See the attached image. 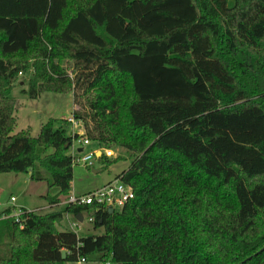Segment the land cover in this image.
<instances>
[{
	"label": "trees",
	"instance_id": "16d2710c",
	"mask_svg": "<svg viewBox=\"0 0 264 264\" xmlns=\"http://www.w3.org/2000/svg\"><path fill=\"white\" fill-rule=\"evenodd\" d=\"M26 72L29 98L72 93L82 133H13ZM79 138L126 150L133 199L0 218V264H264V0H0V174L55 208ZM79 213L102 233L63 227Z\"/></svg>",
	"mask_w": 264,
	"mask_h": 264
},
{
	"label": "rangeland",
	"instance_id": "374dc122",
	"mask_svg": "<svg viewBox=\"0 0 264 264\" xmlns=\"http://www.w3.org/2000/svg\"><path fill=\"white\" fill-rule=\"evenodd\" d=\"M230 3H232V1H230ZM29 76L30 72L19 74V81L11 92L16 104V122L13 133L30 129L31 135L36 136L41 126L50 118L59 121L63 119L67 120V118L71 117L72 110L77 108V106L73 103L72 93L48 91L40 94L37 98H29L25 93ZM80 127L79 125L73 126L71 124L67 133L71 131L79 132ZM83 148V153H85L91 148V145H86ZM110 150L113 156L107 157V161H109L107 164L94 159L92 167H85L78 163L73 165L71 193L79 195L98 188L110 182L117 174L128 168L131 160L126 150L120 147H113L110 148ZM50 151V149L44 151L41 147H37L36 149L39 155L49 153ZM69 153H72L71 149ZM48 179L50 178L48 177ZM46 191V181H33L30 179L29 173L7 172L0 174L1 208H10L13 211L23 208L27 211L36 210L39 213L61 209L63 207L62 203H59L55 208H50V206L47 205L46 200L43 198ZM52 193H54V190ZM10 197H13L14 201H10ZM84 218L85 219L80 223L79 235L102 233L100 229L93 231L86 220V216H84ZM67 221L72 222L73 217L71 215H66L61 222L62 224H66ZM63 264L105 263L94 261H65Z\"/></svg>",
	"mask_w": 264,
	"mask_h": 264
},
{
	"label": "built area",
	"instance_id": "2783aa9c",
	"mask_svg": "<svg viewBox=\"0 0 264 264\" xmlns=\"http://www.w3.org/2000/svg\"><path fill=\"white\" fill-rule=\"evenodd\" d=\"M73 126H77L79 123L76 122L72 117L67 118ZM90 141L88 139H81L74 141L71 150H72V156L75 163L82 164L85 167H90L93 165V160L96 159V153L101 152L104 156L111 157L113 156L112 151L110 149L106 148H99V147H93L90 148L88 151L83 153L84 146L90 145ZM134 192L132 188L126 184H124L119 179H114L98 188L92 189L90 191H87L83 194H73L70 193L69 196L62 202L63 205H85V204H94L99 207L103 208H113L114 210H118L120 207H122L125 203H127L129 200L133 199ZM10 201H14L13 197H10ZM5 208H1L0 205V218H6V217H13L15 219H18L21 215V209H18L16 211H12L10 214H5L4 211ZM82 216V221L85 219L84 215ZM87 222H90L92 220V217H86ZM81 221V222H82ZM80 221H78L75 217H73V221L69 222L67 228L71 231H74L76 233H79L80 231ZM79 262H84L83 258L78 259ZM105 264H111L109 261L105 262Z\"/></svg>",
	"mask_w": 264,
	"mask_h": 264
},
{
	"label": "water",
	"instance_id": "95a60500",
	"mask_svg": "<svg viewBox=\"0 0 264 264\" xmlns=\"http://www.w3.org/2000/svg\"><path fill=\"white\" fill-rule=\"evenodd\" d=\"M100 154H101V152L99 151V152L96 153V156L98 157ZM108 212H109V213H112V212H113V208L109 207V208H108ZM75 218H76L78 221H80V222L82 221V216H81L80 213H79ZM263 249H264V245H263V247H262L258 252H260V251L263 250ZM61 257H62V258L65 257V253H64V252H62ZM243 262H244V261H242V262H240V263H238V264H242Z\"/></svg>",
	"mask_w": 264,
	"mask_h": 264
},
{
	"label": "crops",
	"instance_id": "0c3cea01",
	"mask_svg": "<svg viewBox=\"0 0 264 264\" xmlns=\"http://www.w3.org/2000/svg\"><path fill=\"white\" fill-rule=\"evenodd\" d=\"M78 125L81 126L80 124H78ZM78 125H77V126H78ZM82 132H83V128H82V126H81L80 129H79V132H78V133H82ZM90 145H91V148L96 147V145H95L94 143H92V142L90 143ZM114 179H115V177H114ZM114 179H113V180H114ZM111 181H112V180H111ZM62 205H63V204H62ZM62 225H63V227L67 228L68 221H67L66 224L63 223Z\"/></svg>",
	"mask_w": 264,
	"mask_h": 264
}]
</instances>
